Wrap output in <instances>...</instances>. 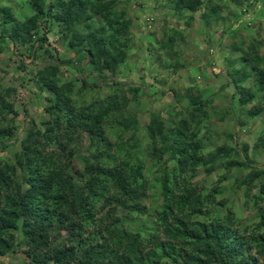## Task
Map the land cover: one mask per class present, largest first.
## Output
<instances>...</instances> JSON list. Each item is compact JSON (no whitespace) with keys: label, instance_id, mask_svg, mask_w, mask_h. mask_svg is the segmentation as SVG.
<instances>
[{"label":"rangeland","instance_id":"1","mask_svg":"<svg viewBox=\"0 0 264 264\" xmlns=\"http://www.w3.org/2000/svg\"><path fill=\"white\" fill-rule=\"evenodd\" d=\"M44 1L48 5L51 0ZM105 1H113V9L107 8L103 14L112 10L115 19L120 18L121 25L127 23L130 26L126 48L128 57L115 72L99 74L94 71L89 64L86 48L83 52L70 50L61 38L66 30L60 22L53 20H41L40 26L41 33L46 35V49L51 51L52 56L47 55L42 59L39 52L40 57L35 60L29 57L28 44H19L15 50L10 49L9 43L4 44V49L0 48V84L15 90L12 100L19 113V140L14 146L1 149V154L13 159L21 149V140L31 121H35L39 128H44L45 123L50 121L44 111L49 93L41 92L33 79L38 77V70L57 64L61 75L59 85L71 84L78 90L82 87V80H85L90 85L100 86L96 90H86L80 96L81 103L87 101L88 104H95L96 115L106 104L121 105L125 98L129 102L124 108V119L135 120L137 129L130 125V128L124 129L123 123L119 122L122 119L117 114L114 116V112L109 114L103 129L107 142L138 152L141 161H144L147 180L144 190L136 184L127 193L149 209L156 208L162 199L159 178L163 176L165 167L171 171L176 164L169 162L171 156L166 148L171 139L177 141L175 136L181 132L184 127L182 121H185L189 133H195L196 140L203 146L198 152L201 160H209L210 166L216 169L207 173L205 166H199L193 171L194 175L187 171L185 176H178L179 181H190V187H197L203 194V209L195 212L192 223L196 227H204L205 224L215 225L217 219L221 220L224 227L230 226L233 234L244 241V255L246 251V257L257 258L261 262L259 264H264V258L254 244L256 233L264 231V200L256 199L259 195L264 196V175L257 178V173L264 170V83H260L258 78L259 72L264 71V0H247L241 6L235 5L232 0H202L204 5L195 13L188 9L176 12L171 0ZM33 2L0 0V7H11L15 17L23 22L34 15ZM212 5L222 10L217 14L209 13ZM93 10H87L82 19L87 14V24L90 23L92 29L96 28L97 33H103L101 23L104 16L94 15ZM2 19L0 15V22ZM84 22H77L75 35L92 33ZM72 38L70 34L68 40ZM249 45L255 51L247 60L245 53L249 52ZM59 59L72 61L61 64ZM242 65L247 68L244 69ZM117 83L121 85L119 89L111 88ZM237 83L243 89V98L235 87ZM135 87L140 90L138 94L133 92ZM242 100L245 102H240ZM202 102L206 105L200 108L198 103ZM154 117L158 121L152 120ZM159 121L169 136L164 142L165 148L161 147L162 140L159 142L150 136L154 132L152 128ZM82 135L83 148H78V151L84 156L90 143L88 135ZM135 141L136 149L132 148ZM246 145L250 166L233 170L224 168L228 161H245L243 152ZM221 147H233L240 153L229 160L219 159V165L217 162L213 164L210 155L217 156ZM154 148L158 154H165L163 160L167 166L151 161ZM125 152L123 150L122 154ZM74 163L79 169L85 166L81 157L75 158ZM250 181L253 186L248 185ZM113 184L112 181L108 183L110 187L118 189ZM117 195L121 196L120 190ZM16 227L8 236L1 237L6 251L0 254V264H59L53 251L66 247L69 242L67 230L56 231L53 228L50 246L35 252L22 230V221ZM79 256L76 258L79 259ZM77 259H67L64 264H79Z\"/></svg>","mask_w":264,"mask_h":264},{"label":"trees","instance_id":"2","mask_svg":"<svg viewBox=\"0 0 264 264\" xmlns=\"http://www.w3.org/2000/svg\"><path fill=\"white\" fill-rule=\"evenodd\" d=\"M33 1L31 5L34 15L23 22L15 17L11 7H0L3 18L0 22V48L4 49V44L9 43L10 49L15 50L19 44H28L29 57L36 60L39 54H42V59L47 55L52 56L51 51L46 49V35L41 33L40 26L41 20H53L60 22L66 30L65 36H61L66 46L75 52H83L86 48L89 64L99 74L115 72L127 60L130 26L127 23L121 25L120 18L115 19L112 10L103 14L105 9H113V1L51 0L48 5L44 0ZM232 1L241 6L247 0ZM170 3L176 12L188 9L195 13L205 2L171 0ZM90 8L95 9L94 15L103 14V33H97L96 28L92 29L90 23L87 24V14L82 19ZM221 10L212 5L209 13L217 14ZM83 20L87 30L92 33L75 35L74 27ZM70 34L73 38L68 40ZM249 46V52L245 53L247 60L251 52L255 51L252 45ZM59 60L61 64L72 61ZM242 67L247 68L246 65ZM259 73V81L264 83V71ZM37 76L33 79L37 88L49 93L44 111L50 121L45 123L44 128H39L35 121H31L21 140V149L14 154L13 159L0 152V254L6 251L1 237L8 236L22 221V230L35 252L50 246V232L53 228L56 231L67 230V241L70 244L67 242L65 248L53 251L59 264H64L67 259L76 260L80 253L82 255L77 259L79 264L261 263L257 258L246 257V251L244 255V241L233 234L230 226L224 227L221 220L217 219L215 225L205 224L204 227H196L192 223L195 212L203 209V194L197 187H190V181H179L178 176H185L187 171L194 175L193 171L199 166H205L207 173L215 172L216 169L210 166L209 160H201L198 152L203 146L196 140L195 133H189L185 121H182L184 127L181 132L175 136L177 141L171 139L167 145L168 150L166 148L171 156L169 162L176 164L171 171L165 167L163 176L159 178L162 199L156 208L149 209L127 193L136 184L144 190L147 182L144 161H141L138 152L107 142L103 129L112 112L122 119L119 122L123 123L124 129L130 126L137 129L135 120L124 119V108L129 104L127 99L121 105L106 104L96 115L98 111L95 104H88L87 101L81 103L80 96L86 90L100 88L99 85H90L82 80V87L78 90L71 84L61 86L58 82L60 67L54 63L38 70ZM119 87L121 85L117 83L111 88ZM235 87L243 98L241 85L237 83ZM13 91V88L0 84V150L14 146L19 140V113L12 100ZM139 91V88H133L134 93L138 94ZM198 104L200 108L206 105L205 102ZM152 120L158 121L156 117ZM152 131L151 138L163 141L161 147H164L169 136L163 124L156 123ZM82 133L88 135L90 143L84 156L78 151V148H83ZM136 143L132 148L136 149ZM176 145L180 147L179 150ZM244 149L245 161H228L224 168L233 170L250 166L248 146ZM123 150H126L124 154ZM218 151L217 156L210 155L213 164L219 159L229 160L234 154L240 153L233 147H221ZM164 155L158 154L154 148L151 161L167 166L163 160ZM79 157L85 163L83 169L75 166L74 159ZM261 175H264V170L257 173V178ZM111 181L118 189L108 185ZM250 184L253 186V182H248ZM116 190L117 193L113 194ZM119 190L121 196L117 195ZM256 199L264 200V196L259 195ZM256 234L254 244L259 255L264 258V231Z\"/></svg>","mask_w":264,"mask_h":264}]
</instances>
